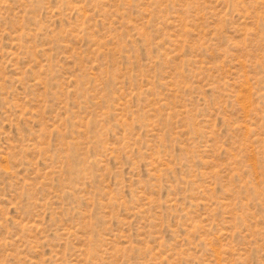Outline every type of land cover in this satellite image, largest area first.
Here are the masks:
<instances>
[{"label": "rangeland", "instance_id": "1", "mask_svg": "<svg viewBox=\"0 0 264 264\" xmlns=\"http://www.w3.org/2000/svg\"><path fill=\"white\" fill-rule=\"evenodd\" d=\"M0 264H264V0H0Z\"/></svg>", "mask_w": 264, "mask_h": 264}]
</instances>
